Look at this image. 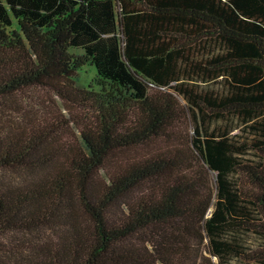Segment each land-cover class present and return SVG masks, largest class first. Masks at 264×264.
Returning a JSON list of instances; mask_svg holds the SVG:
<instances>
[{"label": "trees", "instance_id": "trees-1", "mask_svg": "<svg viewBox=\"0 0 264 264\" xmlns=\"http://www.w3.org/2000/svg\"><path fill=\"white\" fill-rule=\"evenodd\" d=\"M42 84L79 140L0 124V171H36L0 180V264H264V0H0V104Z\"/></svg>", "mask_w": 264, "mask_h": 264}, {"label": "rangeland", "instance_id": "rangeland-1", "mask_svg": "<svg viewBox=\"0 0 264 264\" xmlns=\"http://www.w3.org/2000/svg\"><path fill=\"white\" fill-rule=\"evenodd\" d=\"M70 50L78 51L77 49ZM94 72L95 70L92 66L82 65L75 72L74 81L67 82L64 84V87L69 88L68 86L73 83L75 88L83 87V89H88L90 86L98 88L97 77ZM68 97L54 93L53 88L49 86V84L23 87L17 92L9 95L5 100H2L0 104V124L3 126L9 124L16 126L18 123L35 125L48 122V124L56 126V130L55 136L49 143H47V145L53 148H63L66 146L72 147V145L79 140V132L77 125H75V122L73 121V115H79L82 109L77 102H73L68 99ZM68 118H72V121ZM174 130L176 135L175 139L178 141L182 139L181 143H178L176 146L183 147L182 144L185 143V134L189 131L188 125L181 122L174 128ZM166 145H169L168 141L160 139L140 148L123 149L108 158L105 163V168L107 170H111L120 164V161L125 156L133 157L135 155L139 156L140 154H146V152L152 153L154 152L153 150H156L157 148L161 150L162 147ZM247 156H249V158H254L252 154ZM192 167L194 171L197 168L196 165H193ZM34 173H36V171H30L29 169L4 170L0 171V180L19 182L27 179L29 176H32ZM100 173L102 176V171ZM212 175L213 173L210 172L207 177L208 180L212 178ZM162 182V179L158 181V183ZM115 206L117 207V205ZM15 236H17V234ZM245 240L249 247H254V244H256L255 238L248 234L245 235ZM194 245L195 244L192 243L189 248L192 253L194 251Z\"/></svg>", "mask_w": 264, "mask_h": 264}]
</instances>
